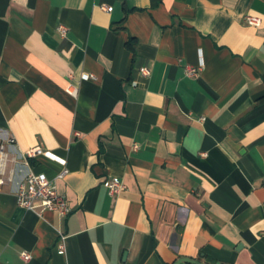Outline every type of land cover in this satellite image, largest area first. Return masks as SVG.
<instances>
[{"label": "crops", "instance_id": "1", "mask_svg": "<svg viewBox=\"0 0 264 264\" xmlns=\"http://www.w3.org/2000/svg\"><path fill=\"white\" fill-rule=\"evenodd\" d=\"M11 135L0 264H264V0H0ZM31 170L68 214L18 204Z\"/></svg>", "mask_w": 264, "mask_h": 264}, {"label": "built area", "instance_id": "2", "mask_svg": "<svg viewBox=\"0 0 264 264\" xmlns=\"http://www.w3.org/2000/svg\"><path fill=\"white\" fill-rule=\"evenodd\" d=\"M102 7L106 10H111L112 6L103 4ZM247 23L256 24L260 23V19L258 16L247 14L244 18ZM58 29L64 35L67 33V26L63 23L58 25ZM141 72L144 74H149L150 69L146 66L140 68ZM186 73L189 75H198L199 68L196 66H187ZM90 77H96L94 73L89 74ZM67 91L76 94L77 89L69 85ZM14 136H9L6 141L0 142V186L6 183L9 180H13V170L11 169L7 175L6 172V162L10 158L7 143L14 142ZM138 144H134V148H137ZM43 152L41 147L35 146L26 150L23 153V156L26 159L31 158L32 156H36ZM11 159L15 160L16 157L13 156ZM67 169L62 170L58 177H63ZM105 185L108 188L110 194L119 193L124 187L125 183L117 176H111L105 180ZM16 198L19 205L29 208L36 209L40 213L45 210H55L59 213L66 215L71 211V206L69 204L68 199L65 195L59 192L55 181L49 178L43 172L29 171L24 179L19 182L18 187L16 189ZM66 236L61 234L58 242H57V250L59 253H64L66 250ZM22 257L25 260H28L31 257V253L29 251L23 250L21 252Z\"/></svg>", "mask_w": 264, "mask_h": 264}]
</instances>
